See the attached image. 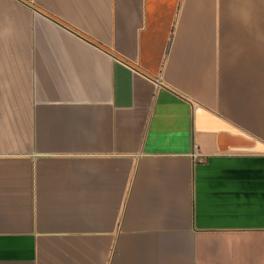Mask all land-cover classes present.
Segmentation results:
<instances>
[{
    "label": "crops",
    "instance_id": "0c3cea01",
    "mask_svg": "<svg viewBox=\"0 0 264 264\" xmlns=\"http://www.w3.org/2000/svg\"><path fill=\"white\" fill-rule=\"evenodd\" d=\"M0 264H264V0H0Z\"/></svg>",
    "mask_w": 264,
    "mask_h": 264
}]
</instances>
